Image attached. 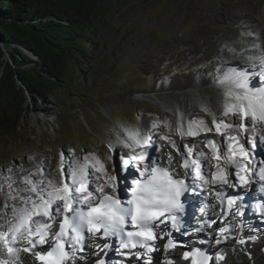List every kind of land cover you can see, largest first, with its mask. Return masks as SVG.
Returning a JSON list of instances; mask_svg holds the SVG:
<instances>
[{
    "label": "snow or ice",
    "instance_id": "6c2138e0",
    "mask_svg": "<svg viewBox=\"0 0 264 264\" xmlns=\"http://www.w3.org/2000/svg\"><path fill=\"white\" fill-rule=\"evenodd\" d=\"M248 35L253 42L237 54L244 67L216 68L217 106H202L211 126L203 119L177 114L175 133L181 143L172 138L167 121L169 134L157 139L158 122H153L147 131L125 130L119 143L127 155L109 146L111 169L94 155L66 158L63 152L53 175L43 163L35 171L21 166L17 183L13 169H7L9 175L0 179V264H21L22 253L30 255L34 264H76L77 260L89 264V248L94 249L90 254L96 257L94 264H127L133 256L151 264L150 254L159 250L156 239L166 237L162 264H173L167 252L178 246L172 232L184 228L185 198L205 191L204 200L214 197L215 203L200 208L205 218L194 231L219 223L223 226L213 230L217 245L230 239L239 245L255 241V235L244 237V228L252 230V226L243 218L251 210L264 223V40L259 33ZM185 137L194 142L183 143ZM159 140L170 145L164 161L154 154L159 152ZM216 204L218 219H212L208 212ZM229 216L238 222L236 237ZM111 251L123 259L112 261ZM224 259L223 251L183 253L189 264H219Z\"/></svg>",
    "mask_w": 264,
    "mask_h": 264
},
{
    "label": "rangeland",
    "instance_id": "374dc122",
    "mask_svg": "<svg viewBox=\"0 0 264 264\" xmlns=\"http://www.w3.org/2000/svg\"><path fill=\"white\" fill-rule=\"evenodd\" d=\"M262 6L264 0H132L116 6L97 35L78 89L71 87L67 96L56 92V103L25 93L18 131L7 129L0 135V179L9 175L7 169L11 168L19 183L21 166L35 171L40 163L53 175L61 152L66 158L94 155L111 169L110 145L114 152L128 154L119 143L125 130L145 131L158 122L154 130L158 139L169 134L164 126L167 121L172 138L181 143L175 133L178 113L188 119H203L210 126L211 117L201 108L206 105L203 99L215 98L218 103V96L207 86H192L190 80L213 79V71L222 65L221 57H240L241 49L254 40L248 33H260L255 18ZM243 9L254 20L240 11ZM222 10L246 25L228 21ZM181 82H186L185 87L173 86ZM188 91L203 99L190 107ZM193 142L192 137L183 141ZM156 147L160 158L166 160L170 145L159 140ZM199 147L204 149L202 143ZM231 262L247 264L241 258H229L227 264Z\"/></svg>",
    "mask_w": 264,
    "mask_h": 264
},
{
    "label": "trees",
    "instance_id": "16d2710c",
    "mask_svg": "<svg viewBox=\"0 0 264 264\" xmlns=\"http://www.w3.org/2000/svg\"><path fill=\"white\" fill-rule=\"evenodd\" d=\"M131 1L0 0V135L18 131L25 93L56 103L78 89L107 17Z\"/></svg>",
    "mask_w": 264,
    "mask_h": 264
},
{
    "label": "bare ground",
    "instance_id": "6f19581e",
    "mask_svg": "<svg viewBox=\"0 0 264 264\" xmlns=\"http://www.w3.org/2000/svg\"><path fill=\"white\" fill-rule=\"evenodd\" d=\"M263 8L261 9V10H259L258 12H257V16H258V18L256 19L255 18V22H256V24H255V27H258L259 28V30H260V33L259 34H261V39L262 40H264V6H262ZM223 11V13H225V16L227 17V20L228 21H231V22H233L234 24H236V26L238 25V26H243V25H246L245 23V21H243V20H241V19H239V18H235V17H233L232 16V14L227 10H222ZM240 11H243V14L246 12V14H244V15H246V16H249V19H251V20H254V19H252L251 18V15L252 14H249V12L248 11H246V10H240ZM250 11V10H249ZM218 13V12H217ZM255 13V12H254ZM221 14V13H220ZM256 16V17H257ZM224 17V16H223ZM222 18V17H221ZM217 20V19H216ZM218 21V20H217ZM223 21H224V19H223ZM226 21V20H225ZM224 24V23H223ZM235 26V25H234ZM253 37V36H252ZM254 39V38H253ZM259 42H261V41H259ZM258 42V43H259ZM220 58V57H219ZM226 59V58H225ZM224 58H220L219 60L220 61H222V64L224 65V66H238L239 64H240V62H242V63H244V61L242 60V57H239L238 59H228V60H225ZM229 60H231V61H229ZM240 61L239 63L238 62H236V61ZM226 62V63H225ZM225 63V64H224ZM240 67V66H239ZM215 75H216V70L215 71H213V73H212V76H213V79H204V80H201V81H198V80H190L191 81V84H192V86L194 85V84H196V86H199V85H204L205 87L207 86L208 87V89H211V88H213V90L216 92V95L218 96L219 94H218V92H220V89H218L217 87H216V85H215V82H214V77H215ZM186 82H181V83H179V84H175V85H173L174 87H178V88H183V87H185V84ZM197 89V88H196ZM212 90V89H211ZM193 92H194V90H193ZM202 96H199L198 95V93H192L191 92V94H190V107H191V105L193 104V103H196L197 101H200L201 99H203V98H201ZM208 97V96H207ZM209 97H211V96H209ZM203 101H204V104L206 103V105L205 106H208V107H213V109L217 106V101H216V99L215 98H209V99H207V100H205V99H203ZM190 119H192V117H190ZM148 130V129H147ZM147 130H145V131H147ZM156 155H158V153L156 154ZM160 157V156H159ZM161 160H162V157H161ZM245 229H247V228H245ZM236 231H238V229H236L234 232H236ZM235 236H238L236 233L234 234ZM243 235H244V237H246L247 236V232L246 231H244L243 232ZM234 236V237H235ZM255 236H257V239L255 240V241H251V240H249V242L248 243H246V244H244V245H239V246H241V248H239L240 249V251H241V253L242 254H244L243 255V260L245 261V255H247V256H251V259H253V263L252 264H264V234L260 231V235L259 234H255ZM174 241H176V240H178V241H181V239H180V237H173L172 238ZM234 242V241H233ZM193 244H186V247L185 248H182V247H178V248H175L176 250H180L181 252L182 251H186V250H188V247H190V246H192ZM258 245V250L256 249V246ZM226 246V244H222V247H225ZM230 246V241H229V243H228V245H227V247H229ZM226 247V248H227ZM219 248H220V246H217V247H213V246H211V245H208V247H205V248H203V250H205L206 252H208V253H211V254H215L216 252H219ZM261 249H263V251H260ZM229 251V253H230V255L231 256H234V254H232V252L234 253V252H236L237 250H233L232 249V251H231V249H229L228 250ZM171 257H173V256H171ZM175 257V256H174ZM229 259V258H228ZM228 259H226V262H228ZM25 262L26 264H34V262L33 261H31L30 260V258H28V257H24V256H21V262ZM173 261L174 262H177V260L176 259H173ZM179 262V261H178ZM245 262H247V261H245ZM247 264H249V262L247 263Z\"/></svg>",
    "mask_w": 264,
    "mask_h": 264
}]
</instances>
